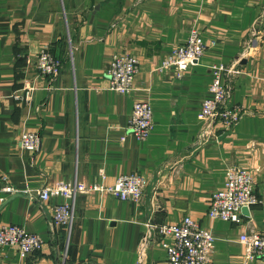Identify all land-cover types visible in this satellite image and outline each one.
Returning <instances> with one entry per match:
<instances>
[{
	"label": "crops",
	"instance_id": "1",
	"mask_svg": "<svg viewBox=\"0 0 264 264\" xmlns=\"http://www.w3.org/2000/svg\"><path fill=\"white\" fill-rule=\"evenodd\" d=\"M192 30L207 45L197 63L180 78L154 71ZM42 48L61 62L54 79L35 69ZM115 53L139 63L130 94L107 89ZM217 65L236 71L223 81L243 115L206 134L201 103ZM0 92V180L16 191L0 195V224L44 241L24 258L0 247V264H166L169 239L157 227L185 216L213 234L212 264H264L239 240L264 233V0H0ZM135 101L152 108L145 141L126 131ZM24 131L39 135L35 152L19 148ZM235 166L251 171L259 202L238 223L211 219L209 198ZM134 173L144 179L139 204L77 195L69 236L50 217L65 200L36 196L55 181L111 186Z\"/></svg>",
	"mask_w": 264,
	"mask_h": 264
},
{
	"label": "built area",
	"instance_id": "2",
	"mask_svg": "<svg viewBox=\"0 0 264 264\" xmlns=\"http://www.w3.org/2000/svg\"><path fill=\"white\" fill-rule=\"evenodd\" d=\"M207 50V45L199 31L192 30L188 38L174 46L154 68L157 73L173 71L180 78L187 68L197 63ZM138 61L135 56L126 53L112 54L104 71L107 89L122 95L134 90V80L138 73ZM35 69L41 76L54 79L60 73L61 62L47 48H42L35 59ZM236 72L224 65L212 67V79L208 86L209 97L201 103L200 119L203 133H210L212 126L221 124L229 129L234 127L243 115V110L230 103V91L223 81L225 74ZM18 99L17 96H15ZM31 98V89H27L25 99ZM2 94L0 92V101ZM154 128L153 113L147 101H135L131 108L126 131L139 141H145ZM210 130V131H209ZM209 131V132H208ZM205 134V135H206ZM124 140V137L121 138ZM40 144L39 135L33 131L21 133L18 146L21 150L35 152ZM144 179L139 174L119 175L111 186L88 184L76 178L73 181H55L44 185L36 192L40 202L47 203L52 197H62L65 201L50 207V217L54 225L65 229L69 236L74 223V204L77 195H90L105 192L120 201L139 204L143 197ZM16 191L5 178L0 180V195L14 194ZM259 202L254 188L251 171L242 167H229L225 172L223 186L211 195L207 215L238 223L243 208H249ZM157 231L169 242L165 245L166 264H212L215 238L211 231L201 227L189 216L176 223H163ZM248 249V258H259L264 262V233L250 232L239 238ZM145 237L140 243L143 249ZM44 241L36 234L26 232L14 224H0V247L14 248L24 258L41 250Z\"/></svg>",
	"mask_w": 264,
	"mask_h": 264
},
{
	"label": "water",
	"instance_id": "3",
	"mask_svg": "<svg viewBox=\"0 0 264 264\" xmlns=\"http://www.w3.org/2000/svg\"><path fill=\"white\" fill-rule=\"evenodd\" d=\"M18 194H21V193H18Z\"/></svg>",
	"mask_w": 264,
	"mask_h": 264
}]
</instances>
